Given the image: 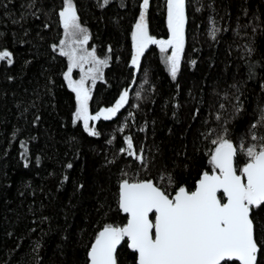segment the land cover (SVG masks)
Returning a JSON list of instances; mask_svg holds the SVG:
<instances>
[{
  "label": "trees",
  "instance_id": "1",
  "mask_svg": "<svg viewBox=\"0 0 264 264\" xmlns=\"http://www.w3.org/2000/svg\"><path fill=\"white\" fill-rule=\"evenodd\" d=\"M73 3L89 48L108 60L91 114L114 106L124 91L128 102L112 119L97 120L99 135H88L74 120L76 97L64 78L69 62L58 50L63 0H0V52L12 59L0 61V264H89L98 233L127 222L118 204L122 180H150L171 198L212 172L213 139L250 146L257 143L252 133L264 137L257 124L264 109V0H186L175 80L156 44L139 69L132 66L143 0ZM146 22L150 36L169 38L166 0H149ZM213 26L220 30L215 40ZM127 137L146 164L121 151ZM246 163L238 153V169ZM252 218L264 264V205ZM117 264H137L126 241Z\"/></svg>",
  "mask_w": 264,
  "mask_h": 264
},
{
  "label": "snow or ice",
  "instance_id": "2",
  "mask_svg": "<svg viewBox=\"0 0 264 264\" xmlns=\"http://www.w3.org/2000/svg\"><path fill=\"white\" fill-rule=\"evenodd\" d=\"M166 2L171 36L168 40H157L149 35L146 22L149 0H143V10L132 33V66L139 69L140 58L150 44L159 45L162 53L171 48L172 53L165 58V63L175 80L185 42L186 0ZM108 3L109 0H103V5ZM59 17L65 36L60 42L59 55L68 58L69 66L64 78L75 93V119L83 122L88 135L97 136L99 133L94 126L90 127L89 121L100 120L101 117L112 119L128 102L129 92L124 91L114 107L101 110L96 115L89 114L91 96L85 86L86 80L91 79L95 83L102 79L108 60L98 58L95 48L89 50L85 47L89 40L88 30L81 26L73 0H63ZM219 31L212 27L213 40ZM53 51H56V46H53ZM0 61L11 64V54L0 52ZM85 64L90 65L87 72L84 71ZM74 68H79L82 73L79 80L72 79ZM257 124L264 125V109ZM251 138L257 143L250 146H245L243 141L234 146L225 136L213 139L211 143L215 148L209 161L213 170L211 174L208 171L202 173L193 191L181 186L170 198L164 189L150 180H122L118 204L126 214L127 222L122 227L107 225L98 233L88 253L90 264H117V248L123 241L137 254V264H259L258 254L262 249L255 235L252 212L264 205V137L252 133ZM125 142L127 147L121 151L146 164L143 155L133 151L132 138L127 137ZM238 153L247 158V163L239 169L235 164ZM163 179L165 177L162 176ZM167 180L172 183L171 175ZM224 200L226 202H222Z\"/></svg>",
  "mask_w": 264,
  "mask_h": 264
},
{
  "label": "rangeland",
  "instance_id": "3",
  "mask_svg": "<svg viewBox=\"0 0 264 264\" xmlns=\"http://www.w3.org/2000/svg\"><path fill=\"white\" fill-rule=\"evenodd\" d=\"M138 21H139V19H138ZM185 26H186V24H185ZM134 31H135V30H134ZM170 36H171V33H170L168 39H170ZM64 39H65V37H64ZM64 39H63V40H64ZM168 39H165V40H168ZM157 40H163V39H157ZM157 46H158V48L160 49V46H159V45H157ZM85 47H87L89 50H91V48H89V46H88V43H87V45H85ZM184 47H185V42H184ZM59 48H60V45L58 46V50H59ZM183 50H184V49H183ZM171 53H172V49L169 48L167 52L163 53L164 58H166L167 56H170ZM182 54H183V52H182ZM182 54H181V57H182ZM67 59H68V58H67ZM180 63H181V60H180ZM166 65H167V64H166ZM89 67H90V65L85 64V65H84V71L87 72V70H88ZM167 67H168V66H167ZM104 70H105V67L103 68V73H104ZM81 75H82V73H81V71H80L79 68H74V69H73V72H72V79H74V80H79V79L81 78ZM100 80H102V79H97V80L95 81V83H93V81H92L91 79L86 80V84H85V86L90 90V96H91V94H92V91H93V89H94L95 84H96L98 81H100ZM67 82H68V81H67ZM90 99H91V98H90ZM90 99H89V101H88V111H89V114H90V115H93V114H91V111H90ZM114 106H115V105H114ZM114 106H112V107H114ZM110 108H111V107H110ZM76 109H77V107H76ZM104 109H108V108H102L101 110H104ZM101 110H100V111H101ZM100 111H99V112H100ZM75 112H76V111H75ZM95 115H96V114H95ZM101 118L103 119V117H101ZM74 120L77 121V120L75 119V114H74ZM79 122H81V124L83 125V122H82V121H79ZM96 122H97V120H96V121H89V125H90V127H91V126H94V127H95ZM211 168H212V166H211ZM212 170H213V169H212Z\"/></svg>",
  "mask_w": 264,
  "mask_h": 264
},
{
  "label": "water",
  "instance_id": "4",
  "mask_svg": "<svg viewBox=\"0 0 264 264\" xmlns=\"http://www.w3.org/2000/svg\"><path fill=\"white\" fill-rule=\"evenodd\" d=\"M141 155V154H140ZM236 159V158H235ZM211 174V173H210ZM239 174V173H238ZM220 195H222V193H218V196H220ZM222 202H226V200H224V201H222ZM125 214V213H124ZM126 215V214H125ZM254 231H255V229H254ZM95 242V241H94ZM124 243V241L118 246V248H117V252H118V250H119V248L122 246V244ZM94 244V243H93ZM130 249V248H129ZM117 255V254H116ZM137 259H138V257H137ZM89 264H90V262H89Z\"/></svg>",
  "mask_w": 264,
  "mask_h": 264
}]
</instances>
